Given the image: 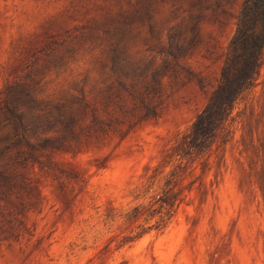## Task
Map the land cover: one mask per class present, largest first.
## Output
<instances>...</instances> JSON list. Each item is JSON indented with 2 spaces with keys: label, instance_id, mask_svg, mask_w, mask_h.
I'll list each match as a JSON object with an SVG mask.
<instances>
[{
  "label": "rangeland",
  "instance_id": "374dc122",
  "mask_svg": "<svg viewBox=\"0 0 264 264\" xmlns=\"http://www.w3.org/2000/svg\"><path fill=\"white\" fill-rule=\"evenodd\" d=\"M242 2L0 0V264H264V56L227 141L177 149ZM9 91L58 148L13 160Z\"/></svg>",
  "mask_w": 264,
  "mask_h": 264
},
{
  "label": "trees",
  "instance_id": "16d2710c",
  "mask_svg": "<svg viewBox=\"0 0 264 264\" xmlns=\"http://www.w3.org/2000/svg\"><path fill=\"white\" fill-rule=\"evenodd\" d=\"M264 56V0H243L237 14L235 32L229 42L219 80L211 92L206 105L199 111L190 128L185 132L178 143V155L184 157L195 152L202 155L211 147L215 139H223L227 130L228 120L232 119L235 103L243 94L254 86ZM41 109L30 92H20L13 95L5 92L2 107L5 111V120L13 129L12 146L15 149L14 161H23L32 155L31 151L41 148H58L63 134L55 138L38 136L26 131L22 122L23 110ZM69 122L65 124L66 127ZM32 137H35L34 140ZM172 207L173 202L162 200Z\"/></svg>",
  "mask_w": 264,
  "mask_h": 264
}]
</instances>
